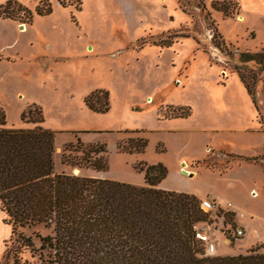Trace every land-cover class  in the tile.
<instances>
[{"label": "rangeland", "instance_id": "rangeland-1", "mask_svg": "<svg viewBox=\"0 0 264 264\" xmlns=\"http://www.w3.org/2000/svg\"><path fill=\"white\" fill-rule=\"evenodd\" d=\"M16 1L33 10L39 0ZM48 1L51 11L33 12L31 21L12 4L4 10L13 18L0 16L4 124L32 126L20 114L29 107L35 116L39 107L40 125L53 130L55 172L137 184L138 162H159L161 186L218 205L193 224L214 242L213 254L264 250V68L239 61L242 51L264 49V0H228L227 16L212 8L215 0ZM93 89L107 91L106 110L83 102ZM181 107L187 115L170 116ZM135 136L146 139L142 151L116 148V140ZM93 143L104 144L105 170L69 163ZM3 217L0 211V264H43L36 235L50 228H19L28 247L7 235ZM234 226L242 233L228 239Z\"/></svg>", "mask_w": 264, "mask_h": 264}, {"label": "trees", "instance_id": "trees-1", "mask_svg": "<svg viewBox=\"0 0 264 264\" xmlns=\"http://www.w3.org/2000/svg\"><path fill=\"white\" fill-rule=\"evenodd\" d=\"M58 2L64 5L62 0ZM228 2L215 0L211 6L227 16ZM8 4L25 11L29 21L33 12L42 15L51 11L48 0H39L33 10L16 0H5L0 3L1 17L13 18L4 10ZM248 60L254 61L257 69H263L264 49L239 53L242 64ZM237 73L247 92L253 95L241 69ZM83 102L92 110H106L108 93L105 89H93ZM29 112L27 107L20 118L27 114L26 121L32 126H6L0 107V211L4 213L8 236L16 233L25 246L32 247L33 242L19 228L36 223L50 228L48 233L36 235L43 264H264V250L251 248L236 254L208 252L205 240L196 235L193 227L195 221L204 220L208 210L200 207L193 193L156 187L166 173L159 162H138L136 168L143 171V184L55 172L53 130L40 125L39 107L35 116L31 117ZM188 112L185 108L170 116H185ZM79 143L76 138L73 147L77 148ZM145 143L144 137L135 136L116 140L115 146L118 150L139 152ZM79 150L77 162L69 163L106 169L103 143L82 146ZM236 155L254 162L258 159Z\"/></svg>", "mask_w": 264, "mask_h": 264}, {"label": "built area", "instance_id": "built-area-1", "mask_svg": "<svg viewBox=\"0 0 264 264\" xmlns=\"http://www.w3.org/2000/svg\"><path fill=\"white\" fill-rule=\"evenodd\" d=\"M200 205L201 207L205 208L206 210H212V211H218L219 207L216 204V202L211 198H201L200 199ZM242 233L241 228L239 227H232L231 231H229L228 239L231 236H238ZM196 235H198L200 238L205 240V249L208 252H213L215 249V244L211 240H207L205 238V235L203 233H200L199 231H196Z\"/></svg>", "mask_w": 264, "mask_h": 264}, {"label": "crops", "instance_id": "crops-1", "mask_svg": "<svg viewBox=\"0 0 264 264\" xmlns=\"http://www.w3.org/2000/svg\"><path fill=\"white\" fill-rule=\"evenodd\" d=\"M240 17H241V15L238 17L239 19H240ZM22 24V23H21ZM19 28V27H18ZM73 170V169H72ZM76 170V169H75ZM160 182V181H159ZM159 182H158V184L156 185V187H160V188H165L164 186H161L160 184H159ZM136 184V183H135ZM137 184H143V181L141 182V183H137ZM165 189H167V188H165ZM174 190V189H173ZM8 227V226H7ZM8 233H9V229H8ZM8 235V234H7ZM214 251H215V249H214Z\"/></svg>", "mask_w": 264, "mask_h": 264}, {"label": "bare ground", "instance_id": "bare-ground-1", "mask_svg": "<svg viewBox=\"0 0 264 264\" xmlns=\"http://www.w3.org/2000/svg\"><path fill=\"white\" fill-rule=\"evenodd\" d=\"M24 25H25L24 23L20 24L19 28L22 30V29L24 28ZM73 171L76 172L75 169H73ZM184 172H185V171H184Z\"/></svg>", "mask_w": 264, "mask_h": 264}, {"label": "water", "instance_id": "water-1", "mask_svg": "<svg viewBox=\"0 0 264 264\" xmlns=\"http://www.w3.org/2000/svg\"><path fill=\"white\" fill-rule=\"evenodd\" d=\"M18 26H20V25H18Z\"/></svg>", "mask_w": 264, "mask_h": 264}]
</instances>
